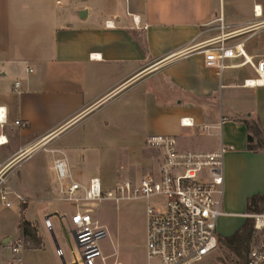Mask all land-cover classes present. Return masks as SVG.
Wrapping results in <instances>:
<instances>
[{"label": "crops", "instance_id": "0c3cea01", "mask_svg": "<svg viewBox=\"0 0 264 264\" xmlns=\"http://www.w3.org/2000/svg\"><path fill=\"white\" fill-rule=\"evenodd\" d=\"M211 42L241 44L247 58L226 59L222 72L207 67L199 49ZM260 63L264 0H0V163L26 198L10 207L13 237L22 215L44 239L46 217L53 228L68 224L60 216L75 207L61 199L57 157L83 184L137 181L159 164L145 149L151 134L174 135L186 150L228 147L223 208L241 206L226 212L242 219L237 230L248 199L264 192V150L247 149L241 121L259 119L264 129V84L253 83ZM111 152L141 155L143 171L100 176Z\"/></svg>", "mask_w": 264, "mask_h": 264}, {"label": "built area", "instance_id": "2783aa9c", "mask_svg": "<svg viewBox=\"0 0 264 264\" xmlns=\"http://www.w3.org/2000/svg\"><path fill=\"white\" fill-rule=\"evenodd\" d=\"M222 19L220 16L221 28L224 27ZM199 52L204 55L207 67L220 72L229 66L226 59L247 58L241 44L227 47L224 43L211 42L200 46ZM257 71L261 75L264 73V63L258 65ZM19 84L17 82L16 87ZM193 125L192 118L181 119V126ZM145 145L158 153L157 169L137 181L122 180L112 187H106L99 177H92L87 184L76 181L66 156L54 160L53 168L61 184V199L75 207L69 218L60 216L68 219L79 248V255L71 264H108L101 242L109 232L92 216L95 206L107 200L141 199L149 202L146 208V255L149 261L156 260V264H196L218 248V220L227 214L223 209V194L224 156L228 147L222 144L218 150L209 152L186 150L180 148L177 137L170 134H151L147 136ZM8 166L0 163V201L10 208L14 204L13 199L24 204L26 198L8 185ZM246 217L254 221L257 242L245 264H264V211L246 214ZM45 225L53 230L49 217H46ZM10 250L11 264H20L23 242L17 240ZM56 253L64 258L61 247ZM114 264L122 263L116 261Z\"/></svg>", "mask_w": 264, "mask_h": 264}, {"label": "rangeland", "instance_id": "374dc122", "mask_svg": "<svg viewBox=\"0 0 264 264\" xmlns=\"http://www.w3.org/2000/svg\"><path fill=\"white\" fill-rule=\"evenodd\" d=\"M121 136L122 138L126 137V134ZM145 149L146 152L151 150L148 147ZM155 152H151V157L155 158L156 161L158 155ZM226 161L225 155L224 175H226L228 170ZM140 162L141 155L139 154L119 158L115 156V153L111 152L105 157L103 170L99 171L98 174L100 176L102 174H109L115 178L119 177L118 172L120 173L121 171L120 175L128 178L127 176L131 174L136 175L143 171L141 167L139 168ZM120 166H122L123 170H120ZM154 167L155 164L153 165ZM111 185L112 183L109 186ZM147 204H149L148 201L141 199H125L119 202L107 200L93 209L92 216L100 224L105 225L109 232V235L101 242L103 253L108 256V264H114L116 261L122 263L123 260H127L128 264L157 263L156 260L149 261L146 255ZM223 209L225 212L242 210L241 206L230 208L226 205H224ZM13 211V208L0 207V242H2V246L0 247V262H4L5 264L12 263L10 247L17 240L23 242L24 249L30 246V243L21 235L13 237L18 232L17 220ZM241 222L242 219L238 216L223 215L218 220V233L224 236L231 235V233L236 231L235 229ZM53 229L54 231L51 232L46 228L43 248L29 250L22 254L23 259L20 264H71L75 260V257L79 255V248L69 224L58 225L54 222ZM256 242L257 237L255 235L251 248ZM58 247L63 249L64 258L57 255L56 250ZM196 264H243V262L219 241L218 248L211 255Z\"/></svg>", "mask_w": 264, "mask_h": 264}, {"label": "trees", "instance_id": "16d2710c", "mask_svg": "<svg viewBox=\"0 0 264 264\" xmlns=\"http://www.w3.org/2000/svg\"><path fill=\"white\" fill-rule=\"evenodd\" d=\"M241 121L245 123L249 135L253 137V140L249 141L247 149L253 152L264 150V129L260 120L252 118L241 119ZM262 211H264V192L252 195L248 199L246 207L248 214ZM18 227L21 230V236L30 243L27 249L43 248L44 238L39 234L37 223L25 219L22 215ZM254 237V221L251 218H246L244 223L234 233L228 236L219 235L218 239L245 264Z\"/></svg>", "mask_w": 264, "mask_h": 264}, {"label": "bare ground", "instance_id": "6f19581e", "mask_svg": "<svg viewBox=\"0 0 264 264\" xmlns=\"http://www.w3.org/2000/svg\"><path fill=\"white\" fill-rule=\"evenodd\" d=\"M262 78H260L258 81H254L253 83L255 84V83H257V84H264V73H262V76H261ZM250 83V82H249ZM252 83V84H253Z\"/></svg>", "mask_w": 264, "mask_h": 264}, {"label": "water", "instance_id": "95a60500", "mask_svg": "<svg viewBox=\"0 0 264 264\" xmlns=\"http://www.w3.org/2000/svg\"><path fill=\"white\" fill-rule=\"evenodd\" d=\"M248 140L249 141H252L253 140V137L251 135H249Z\"/></svg>", "mask_w": 264, "mask_h": 264}]
</instances>
